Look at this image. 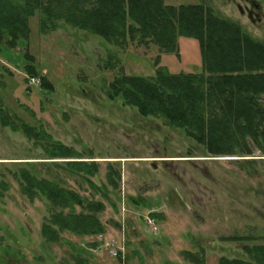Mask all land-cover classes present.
Segmentation results:
<instances>
[{
	"label": "rangeland",
	"instance_id": "374dc122",
	"mask_svg": "<svg viewBox=\"0 0 264 264\" xmlns=\"http://www.w3.org/2000/svg\"><path fill=\"white\" fill-rule=\"evenodd\" d=\"M258 1L264 11V0ZM201 3L264 42V22L259 26L241 13L242 0H164ZM42 17L38 9L28 37L0 52V109L20 126L0 120V264H77L80 258L89 264H195L185 250L203 253L206 264L250 260L244 246L264 244V152L254 139L247 137L251 155L217 156L186 127L144 115L111 91L116 77L150 78L158 67L202 73L198 41L179 37L177 52L129 39L121 46L60 19L42 28ZM27 63L35 69L27 70ZM22 123L44 128L83 159L50 157L51 141L31 137ZM76 159L98 162V172L71 169L67 161ZM24 167L106 204L100 215L106 231L95 236L96 247L92 237L69 231L58 242L46 239L42 226L59 207L22 193ZM111 169L121 171L117 188L108 179Z\"/></svg>",
	"mask_w": 264,
	"mask_h": 264
},
{
	"label": "trees",
	"instance_id": "16d2710c",
	"mask_svg": "<svg viewBox=\"0 0 264 264\" xmlns=\"http://www.w3.org/2000/svg\"><path fill=\"white\" fill-rule=\"evenodd\" d=\"M38 9L43 11L42 28L60 19L121 46L129 39L153 42L164 52H177L179 37L196 39L203 56L202 73L169 74L158 67L150 78L122 75L111 84L113 95L137 105L144 115L162 116L172 125L186 127L217 156L236 155L238 151L251 155L248 136L264 152V104L260 101L264 96V42L247 33L241 24L217 15L206 3L175 6L165 5L164 0H0V52L4 45L13 49L21 38L28 37L30 17ZM25 57L35 60L28 51ZM28 69H35L34 63H27ZM0 120L20 128L4 109H0ZM22 124L31 137L51 141L47 149L50 157L83 159L78 150L55 141L44 128ZM67 165L88 175H95L99 169L98 162L81 159L69 160ZM20 171L22 193L31 200L44 196L59 207L42 226L48 241L58 242L62 233L69 231L92 237L95 247L99 244L95 236L106 231L100 216L106 209L102 200L39 177L27 167ZM108 179L117 188L121 171L111 169ZM244 249L250 260L221 258L219 264H264V244H248ZM184 253L193 263L206 264L203 253ZM77 264L89 261L80 258Z\"/></svg>",
	"mask_w": 264,
	"mask_h": 264
},
{
	"label": "flooded vegetation",
	"instance_id": "af4514ba",
	"mask_svg": "<svg viewBox=\"0 0 264 264\" xmlns=\"http://www.w3.org/2000/svg\"><path fill=\"white\" fill-rule=\"evenodd\" d=\"M245 6L241 4L238 8L241 13H246L254 24L261 25L264 22V11L262 4L258 0H242Z\"/></svg>",
	"mask_w": 264,
	"mask_h": 264
},
{
	"label": "built area",
	"instance_id": "2783aa9c",
	"mask_svg": "<svg viewBox=\"0 0 264 264\" xmlns=\"http://www.w3.org/2000/svg\"><path fill=\"white\" fill-rule=\"evenodd\" d=\"M151 222H152V220H151ZM115 246H116V244L114 242H112L110 244V247L109 248L111 249V251H112L113 254L118 255V253H119L120 250L118 251L119 248L118 249H115Z\"/></svg>",
	"mask_w": 264,
	"mask_h": 264
},
{
	"label": "water",
	"instance_id": "95a60500",
	"mask_svg": "<svg viewBox=\"0 0 264 264\" xmlns=\"http://www.w3.org/2000/svg\"><path fill=\"white\" fill-rule=\"evenodd\" d=\"M153 167H154V168H156V166H155V165H153Z\"/></svg>",
	"mask_w": 264,
	"mask_h": 264
}]
</instances>
